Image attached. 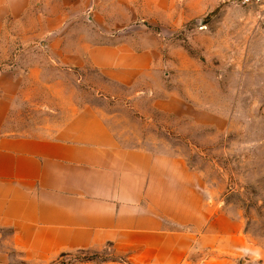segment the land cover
<instances>
[{"label":"crops","instance_id":"1","mask_svg":"<svg viewBox=\"0 0 264 264\" xmlns=\"http://www.w3.org/2000/svg\"><path fill=\"white\" fill-rule=\"evenodd\" d=\"M78 1L95 7L100 0ZM114 1L123 18L129 16L124 10L131 11L135 25L118 27L94 16L89 27L95 32L141 28L137 21L144 28H183L198 15L196 10L179 12L181 0ZM205 1L203 13L211 4L217 9L221 0ZM50 2L63 0H0V47L9 28L21 30L22 43L37 44L36 38L67 27L65 6L49 14ZM36 7L43 10L40 33L30 36L26 29L35 26L27 22ZM47 47L59 50V63L50 58V65L22 63L0 70V232H9L15 249L29 260L45 262L62 253L110 245L132 264H188L198 248L214 256L203 264H221L219 258L230 253H257L238 223L217 214L203 175L183 158L127 147L99 109L64 106L61 92L51 90L45 80L49 66H89L110 83L131 88L162 68L159 45L135 51L127 43L80 40L71 54H64L66 41ZM161 91L148 95L154 98ZM165 92L153 101V109L180 116L171 106L175 91ZM47 112L59 117L48 123ZM37 114L43 118L37 121Z\"/></svg>","mask_w":264,"mask_h":264},{"label":"rangeland","instance_id":"2","mask_svg":"<svg viewBox=\"0 0 264 264\" xmlns=\"http://www.w3.org/2000/svg\"><path fill=\"white\" fill-rule=\"evenodd\" d=\"M203 3L206 1H179V12L196 10L198 14L183 28H144L137 21L141 28H106L99 34L90 28V18L111 21L118 27L125 22L132 26L131 11L124 10L129 16L123 18L113 0L97 1L95 7L87 1L50 2L49 14H57L59 6H65L67 27L56 35L36 38L37 44L22 43L21 30L9 28L0 47V70L22 63L50 65V58L59 63V50L45 46L61 40L69 43L64 54H71L80 40L94 45L127 43L135 51L159 45L162 68L131 88L110 83L103 72L89 66H49L45 80L51 90L61 92L64 106L99 109L127 147L142 146L179 156L201 173L217 214L238 223L243 237L257 252L226 254L219 258L221 264H264V9L221 0L217 9L211 4L203 13ZM39 8L32 10L27 22L35 26L26 29L30 36L40 33L43 10ZM154 89L164 91L149 97L148 92ZM167 90L175 91L171 106L181 117L153 109V101L165 96ZM143 91L145 95H135ZM47 114L48 123L59 117ZM39 118L43 117L37 114L36 120ZM9 237L8 231L0 232V264H132L110 245L35 262L15 249ZM213 257L198 248L188 264H203Z\"/></svg>","mask_w":264,"mask_h":264},{"label":"built area","instance_id":"3","mask_svg":"<svg viewBox=\"0 0 264 264\" xmlns=\"http://www.w3.org/2000/svg\"><path fill=\"white\" fill-rule=\"evenodd\" d=\"M234 2L236 5L245 8H260L264 9V0H227Z\"/></svg>","mask_w":264,"mask_h":264}]
</instances>
